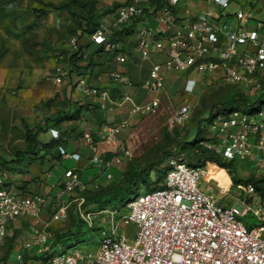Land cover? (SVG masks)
Returning a JSON list of instances; mask_svg holds the SVG:
<instances>
[{"label":"built area","instance_id":"2783aa9c","mask_svg":"<svg viewBox=\"0 0 264 264\" xmlns=\"http://www.w3.org/2000/svg\"><path fill=\"white\" fill-rule=\"evenodd\" d=\"M153 17L156 25L150 24V14L155 12L153 0H133L122 5L114 19L101 21L91 35V41L104 45L107 51L115 52V62L120 65L132 61L124 53L120 41L111 39L112 32L132 20L139 19L136 29L135 53L142 60L159 55L161 61L153 62L148 76L141 86L151 100L136 103L127 91L131 86L129 77L118 70L110 77L125 88L122 100L112 98L107 88L91 86L79 79L78 89L93 96L102 110L113 109L130 103L128 117L116 124H106L100 131V140L116 145L115 155L105 158L98 142L91 133L84 134V142L92 152L91 162L100 168L101 175L113 179L111 169L131 155L130 150L116 139L122 127L139 114L156 112L162 107L167 95L166 77L172 73L203 72L210 76V86L231 85L242 87L247 93L264 92V20L253 16L255 0H207L214 11L201 10L188 17L180 16L164 0ZM142 3L148 6L142 7ZM236 19L233 26L231 20ZM78 48L76 39L72 49ZM61 58H63L61 56ZM68 71L56 66L48 78L56 84L65 82ZM247 87L250 90L247 91ZM245 108V107H244ZM244 108L222 110L203 126L204 138L200 144L226 161L250 162L256 176L264 175V105L247 111ZM191 107H173L171 125L183 124L190 116ZM121 151H118L120 150ZM63 159L75 154L60 147ZM214 166L216 163H213ZM208 166H192L183 157L171 156L167 162L164 186L151 192L137 195L127 204V212L120 215L117 208L88 211L85 198L73 197L77 190L85 191V184L76 168L66 170L64 187L54 201L36 195H21L14 188L3 187L0 168V244L10 235L9 227L22 219L32 220L34 242L44 245L51 237V225L68 216L69 208L76 204L82 219L90 226L93 219L106 214L108 228H103L104 237L95 253L81 255L79 252H64L54 255L46 264H264V200L252 182L236 185L240 201L223 207L212 197V189L200 186L208 179ZM228 172L227 169H225ZM73 197L71 200L66 198ZM51 205L50 220L43 213ZM252 213L258 220L248 226L242 217ZM136 225L133 240L120 233L121 226ZM44 225V226H41ZM22 259L21 252L17 261Z\"/></svg>","mask_w":264,"mask_h":264},{"label":"rangeland","instance_id":"374dc122","mask_svg":"<svg viewBox=\"0 0 264 264\" xmlns=\"http://www.w3.org/2000/svg\"><path fill=\"white\" fill-rule=\"evenodd\" d=\"M94 1L98 3L100 9L109 8L116 2L122 4L126 2V0ZM62 2L63 0H0V154L4 152L10 154L12 148L22 146V134L27 125L38 126L42 124L45 117L52 116L60 109H67L66 104L68 102L77 101L84 104L90 100L86 92L78 89L77 83L79 79H83L87 83V88L91 87L90 80L99 76L96 73L98 70L90 78V71L85 67L70 72L65 63L59 62L62 60L61 55L66 57L72 50V40L75 38L68 34L65 28L68 25H74L76 20V17H70L66 12H59L48 5L54 3L59 6ZM141 6L146 8L148 4L142 3ZM169 6L177 13L180 11L184 14L186 9L193 11L204 7L210 9L214 5H209L206 0H176L169 3ZM44 12L47 15L45 17H43ZM109 16L113 17L115 13ZM231 23L235 26L236 19L233 18ZM127 42L126 39L125 42H121L123 48ZM85 64L82 63L80 66ZM58 65L68 71L65 82L61 84H56L48 78L55 72V67ZM99 71L100 73H108L111 70L109 68ZM209 82L210 76L203 72L172 73L167 76L165 81L167 95L162 100L161 109L133 117L129 124L122 127L117 134L116 139L125 144L131 155L121 164L112 167L113 179H108L106 174L101 175L100 168L96 165L85 171V183L96 184V186L100 184L89 195L92 201L86 204V210L98 211L103 208L107 203L94 202V199L99 195L107 194V189L103 184L118 183L121 179V172H125L131 167L142 169L146 166H152V176L146 185L140 187L139 195L155 190L157 185L156 167L162 168L165 161L157 164L156 167L153 164L165 160L167 156L173 153L180 152L181 146L186 145L195 136L201 120H205L203 126L208 125L206 118L209 116V110L212 106L223 102L233 94V88L228 85L210 90ZM249 90L250 87H247V91ZM141 92V96H133L136 103L143 104L151 100V96L146 91L141 90ZM182 105L191 107L189 118L183 124L171 125L170 116L173 107ZM262 105H264V95L260 100L244 109L252 111ZM130 107L131 104L127 103L126 109L129 110ZM218 111L220 113L222 109ZM218 111L215 112V115ZM80 124L81 122L78 126ZM72 125L73 121L64 123V126ZM54 133L56 131L53 129L42 138L48 139ZM209 163L212 165H210L208 179L217 180L220 186L225 189L229 188V190H222L213 180L209 183L201 180L200 186L212 189V197L218 205L230 207L236 204L240 200L237 197L232 176L226 172L224 166L218 165L213 160L205 159L200 162L205 166H208ZM213 163H216L217 166H214ZM74 164L76 162L73 159H65L62 164H58L52 171V181L57 180L62 175L64 166ZM235 166L238 169V172L235 173L237 178L250 179L255 175L250 162L235 160ZM29 170L30 174L26 176H12L8 171L1 172L6 180L12 181L37 176L43 182L38 195L46 197L51 204L50 186L45 182L49 177V172L42 173L38 166H32ZM77 193L78 190L75 194ZM133 199L134 196L128 195L122 202L112 203L109 208H117L120 215L125 214L128 202ZM76 210V204L73 203L67 218L52 224L55 236L69 232L73 225V216L76 215ZM50 214L48 209L43 213L46 221L50 220ZM95 219L96 225L102 226V228L92 230L88 224L83 225L81 235L78 238L71 237L58 244L53 250L54 255L66 251H77L81 255L95 253L104 237L102 229L108 228V216L104 214L95 217ZM242 220L249 227L258 223L252 213L242 217ZM119 231L125 233L129 240H133L136 225L121 226ZM30 244H36L31 229L23 224L17 229L12 228L8 239L0 244V264H24V259L17 261V255L23 246ZM28 264H32V262Z\"/></svg>","mask_w":264,"mask_h":264},{"label":"trees","instance_id":"16d2710c","mask_svg":"<svg viewBox=\"0 0 264 264\" xmlns=\"http://www.w3.org/2000/svg\"><path fill=\"white\" fill-rule=\"evenodd\" d=\"M41 1V0H37ZM133 0H126L123 4L120 2L114 3L111 7L106 9H100L98 3L94 0H63V2L58 6L54 3H49L48 5L55 8L57 11L66 12L70 17H76L74 25H68L65 31L74 36L77 42L78 48L76 50H70L69 54L65 56L61 55L63 58L60 63H65L69 68L70 72L78 71L81 67H85L90 71V78L100 67L101 70L111 69V65H106L107 62L115 60L116 53L107 51L104 45H97L91 41V35L99 28L101 21L112 13H116L117 9L122 5L131 3ZM156 0H153L152 5H155ZM168 4L166 1H162L160 6H156L155 12L150 14L153 18L156 15L157 10ZM172 8V7H171ZM45 13V12H44ZM47 16L46 13L43 17ZM139 19L132 20L128 24L121 26L119 29L114 30L111 35V39L114 41L124 42L125 38L134 35L136 32V26ZM127 54L131 55V51H125ZM86 63L83 66L80 64ZM226 84L219 86H211V89H218ZM233 88L232 95L224 100L223 102L214 104L209 110V116L206 120L209 122L215 117V112L218 110H231L236 108H244L253 104L254 102L260 100L264 95L258 92L247 93L242 87L231 86ZM67 109H60L57 113L52 116L44 118L42 124L27 125L22 134V146H15L10 150V154L2 153L0 154V168L4 173L8 171L12 176H26L30 174V167L38 166L42 173L51 172L58 165L62 164L65 159L60 155V147L66 148L70 151L71 143L70 141H79L85 134L83 130H80L78 124L81 120H89L90 118H101L102 109L99 104L87 101L84 104H80L77 101L73 103L66 104ZM67 121H73L72 126H64ZM201 120L197 132L193 139L186 145H182L180 152L173 153L166 157L165 160L160 162H155L154 167L157 164H161L165 161V165L162 168H157L155 170L156 177V187L155 189H160L164 186V180L167 173V162L171 156L183 157L192 166H204L200 164L202 160L210 159L216 162L220 166H224L228 170L230 175L234 180V188L241 182H252L262 196L264 200V175L256 177L253 175L250 179H241L235 176L238 169L235 166V160L226 161L221 156L215 155L213 152L204 148L200 142L204 138L203 122ZM56 130L58 132L57 137L52 135L48 139H43L42 136L48 134L51 130ZM95 142L99 141V138L95 133H92ZM186 152V153H185ZM75 167V165L64 166V176L66 170ZM152 166H146L142 169L131 167L127 171L121 172V179L118 183H108L103 184L107 189L106 195H99L94 199V202H104L107 203L100 210H105L111 206L112 203L122 202L128 195L137 196L139 195L140 187L146 185L152 176ZM2 173V175H3ZM63 176V177H64ZM62 175L56 180L54 187L50 191L52 200L54 201L57 193L63 189L64 181ZM4 178V175H3ZM95 180V178H94ZM42 180L37 176H30L29 179H16V180H6L3 179V187L10 189L14 188L21 195L36 196L40 192ZM88 187L85 191H79L74 194L73 197L82 196L85 198L84 207L86 204L91 202L92 199L89 196L92 191L98 186L96 184L87 183ZM1 188V187H0ZM73 197L67 200L73 199ZM47 209L52 213L51 205L49 204ZM71 207L69 208L70 211ZM68 211V214H69ZM99 211V210H98ZM88 224L84 219H82L76 210V215L73 216V225L69 232L61 235L55 236L54 227L51 225V237L42 246L37 247L34 252L29 250H24L21 252L22 259H24V264L32 262V264H46L54 256V248L63 243L65 240L71 237L78 238L82 231L81 227ZM89 225V224H88ZM90 229L95 230L102 228V226L96 225V219H93V224ZM12 229V227H9ZM16 233V231H15ZM15 235V234H14ZM13 236V235H12ZM55 236L54 238H52ZM15 238V236H13ZM12 238V239H14ZM8 239V236L7 238Z\"/></svg>","mask_w":264,"mask_h":264},{"label":"crops","instance_id":"0c3cea01","mask_svg":"<svg viewBox=\"0 0 264 264\" xmlns=\"http://www.w3.org/2000/svg\"><path fill=\"white\" fill-rule=\"evenodd\" d=\"M124 1V0H123ZM163 0H156L155 5L156 6H160V3ZM205 1V0H204ZM206 2L209 5H213L211 2L207 1ZM214 6H212L210 9L208 8H200L198 10H191V9H186L184 14H182L179 11V15L182 17H188V16H193L195 14H197L199 11L201 10H212L214 11ZM253 16L254 19L256 20H264V2L263 0H255L253 2ZM107 20H112L114 19V16H108L106 17ZM149 22L151 25L155 26L156 22L154 20V18H150ZM126 40H128L127 44L125 45L124 48V53L128 56L132 58V61L124 64V65H120L117 64L115 62V60H111L109 62L106 63V65H111V71L113 70H118L120 72H122L123 74L127 75L129 77V79L131 80V86L127 88V91L132 95V97H139L141 96V90L142 89V82L143 80L148 76L149 71L151 69L152 63L153 62H157V61H161L162 57L159 55H154L153 59L150 60H142L136 53H135V47H136V32L134 33V35L128 36L125 38ZM125 42V41H124ZM130 50L131 51V55L127 54L125 51ZM145 61H150V62H145ZM98 71H96V73L99 74V76H97L96 78H93L90 80L91 85L93 86H99V87H103V88H107L110 90L111 92V96L113 99L120 101L123 98L124 95V91L125 88L122 84L115 82L111 77H110V72L108 73H100V67L97 68ZM167 78V77H166ZM166 81V80H165ZM141 89V90H140ZM89 100L90 102H94L98 104V101L91 95H89ZM93 100V101H92ZM126 104H123L121 106H117L113 109H109V110H102V115L101 118H90L89 120H81V124L79 125L80 130H83L85 133L89 132V133H95L97 135V137L99 138V146L101 149V152H103V156L105 158H112L115 155V151H116V145L114 146L113 144H111L110 142H104L100 140V131L102 129V127L106 124H116L121 122L122 120L126 119L128 117V110L126 109ZM82 128V129H81ZM56 131V130H54ZM51 132V131H50ZM53 137H57L58 136V132L56 131V133L52 134ZM93 136V135H92ZM84 136L82 138L79 139V141H70L71 143V149L70 152H73L75 154L73 159L76 164L74 168H76L77 172L80 174L83 182H84V173L87 169H89L90 167H92L94 164L91 162V158H92V152L90 150V148L85 144L84 142ZM94 138V137H93ZM118 142L123 143L121 140H118ZM123 146L125 147V144L123 143ZM118 151H121L118 150ZM48 178L46 179V184L50 186V191L52 190V188L55 185L56 180H53V176H52V171L48 173ZM64 176V174L62 173V177ZM63 181H64V177H63ZM85 183V182H84ZM87 184V183H85ZM41 185H43V182H41ZM88 185V184H87ZM44 218V215H43ZM32 220L30 219H22L20 222L16 223L14 228H19L21 226V224H23L25 227L29 228L32 230ZM44 226V225H41ZM37 247L40 246H36V244H30L25 245L21 248L20 252L24 251V250H29L30 252H34Z\"/></svg>","mask_w":264,"mask_h":264},{"label":"bare ground","instance_id":"6f19581e","mask_svg":"<svg viewBox=\"0 0 264 264\" xmlns=\"http://www.w3.org/2000/svg\"><path fill=\"white\" fill-rule=\"evenodd\" d=\"M208 175H209V173H208Z\"/></svg>","mask_w":264,"mask_h":264}]
</instances>
